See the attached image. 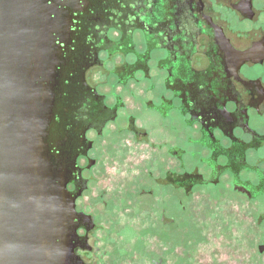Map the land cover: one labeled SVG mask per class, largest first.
<instances>
[{
    "label": "flooded vegetation",
    "instance_id": "1",
    "mask_svg": "<svg viewBox=\"0 0 264 264\" xmlns=\"http://www.w3.org/2000/svg\"><path fill=\"white\" fill-rule=\"evenodd\" d=\"M50 3L64 29L47 143L91 216L76 255L88 264L89 175L127 159L135 182L237 197L264 264V0Z\"/></svg>",
    "mask_w": 264,
    "mask_h": 264
},
{
    "label": "water",
    "instance_id": "2",
    "mask_svg": "<svg viewBox=\"0 0 264 264\" xmlns=\"http://www.w3.org/2000/svg\"><path fill=\"white\" fill-rule=\"evenodd\" d=\"M63 24L50 0H0V264H85L75 249L80 221L91 216L77 211L68 172L47 143ZM130 170L125 159L103 167L100 179L89 175L78 201L95 223L85 262L261 264L257 224L237 197L176 191L159 175L135 182Z\"/></svg>",
    "mask_w": 264,
    "mask_h": 264
}]
</instances>
